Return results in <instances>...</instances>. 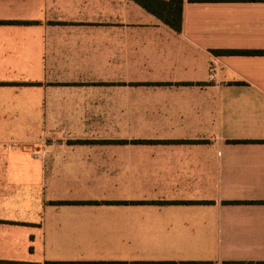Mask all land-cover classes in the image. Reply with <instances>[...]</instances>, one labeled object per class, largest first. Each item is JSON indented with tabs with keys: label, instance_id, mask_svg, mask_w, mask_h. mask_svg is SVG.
<instances>
[{
	"label": "crops",
	"instance_id": "obj_1",
	"mask_svg": "<svg viewBox=\"0 0 264 264\" xmlns=\"http://www.w3.org/2000/svg\"><path fill=\"white\" fill-rule=\"evenodd\" d=\"M225 52L264 0H0V264H264V54Z\"/></svg>",
	"mask_w": 264,
	"mask_h": 264
},
{
	"label": "trees",
	"instance_id": "obj_2",
	"mask_svg": "<svg viewBox=\"0 0 264 264\" xmlns=\"http://www.w3.org/2000/svg\"><path fill=\"white\" fill-rule=\"evenodd\" d=\"M143 10L147 11L160 22L176 32L181 28V9L183 0H131ZM190 2H216V1H233V0H189ZM238 1V0H234ZM228 54H264V52H225ZM14 264V263H8Z\"/></svg>",
	"mask_w": 264,
	"mask_h": 264
},
{
	"label": "built area",
	"instance_id": "obj_3",
	"mask_svg": "<svg viewBox=\"0 0 264 264\" xmlns=\"http://www.w3.org/2000/svg\"><path fill=\"white\" fill-rule=\"evenodd\" d=\"M211 75H212V72H211Z\"/></svg>",
	"mask_w": 264,
	"mask_h": 264
}]
</instances>
